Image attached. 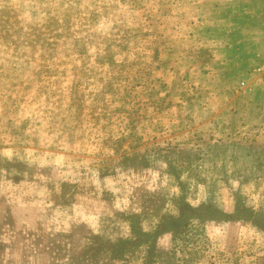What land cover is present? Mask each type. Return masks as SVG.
Masks as SVG:
<instances>
[{"label": "rangeland", "instance_id": "obj_1", "mask_svg": "<svg viewBox=\"0 0 264 264\" xmlns=\"http://www.w3.org/2000/svg\"><path fill=\"white\" fill-rule=\"evenodd\" d=\"M215 3L0 0V264H264V77L186 67Z\"/></svg>", "mask_w": 264, "mask_h": 264}, {"label": "crops", "instance_id": "obj_2", "mask_svg": "<svg viewBox=\"0 0 264 264\" xmlns=\"http://www.w3.org/2000/svg\"><path fill=\"white\" fill-rule=\"evenodd\" d=\"M213 2L217 4L216 11H207V19L211 22L195 31L199 35H207L208 31V35L214 40V46L205 47L210 54L207 64H199L190 58L186 62V67H190L188 73L194 74L191 81L202 82L212 77L213 85L224 84L227 86L226 89H229L228 94H233L235 90L241 95L238 92V85L239 81L243 80L252 86L250 96L257 97L255 92L257 84H251L252 79L247 76L246 70L255 67L264 58V0H213ZM197 13L199 11L194 14ZM206 68L212 73L205 74ZM220 90L218 97L223 100L221 95L223 89ZM208 95L210 102L215 99L216 94ZM216 105L217 103H213L211 106L210 103L211 112L217 110Z\"/></svg>", "mask_w": 264, "mask_h": 264}, {"label": "built area", "instance_id": "obj_3", "mask_svg": "<svg viewBox=\"0 0 264 264\" xmlns=\"http://www.w3.org/2000/svg\"><path fill=\"white\" fill-rule=\"evenodd\" d=\"M252 72L256 75H259L261 77H264V58H262L259 63L256 65V67L252 70ZM241 89L248 88L247 85L244 82L240 83Z\"/></svg>", "mask_w": 264, "mask_h": 264}]
</instances>
